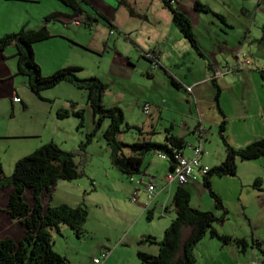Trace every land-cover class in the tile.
Masks as SVG:
<instances>
[{
    "label": "crops",
    "instance_id": "0c3cea01",
    "mask_svg": "<svg viewBox=\"0 0 264 264\" xmlns=\"http://www.w3.org/2000/svg\"><path fill=\"white\" fill-rule=\"evenodd\" d=\"M171 1L188 18L197 49L175 25L162 0H77L82 14L96 18L89 21V25L81 20L76 22L77 19H44L52 11L70 12L60 0H0V35L21 27L33 29L45 23L50 35L34 42V56L39 45L42 48L51 45L53 37L66 38L64 32L70 28H73L71 37L72 34L86 35L85 47L92 46L97 50L102 43L105 64L97 75L106 83L102 102L121 108L124 120L130 128L136 129V133L132 132L133 140L141 136L151 140L148 134H155L159 139L154 135L152 140L162 142L167 128L183 139L180 150L185 156H190L193 145L199 143V162L211 167L225 154L223 143L217 140L220 139L218 125L221 121L223 134L233 148L264 136V0H212L214 6L206 0H198L208 7L206 10H196L193 0ZM31 18L34 20L32 24ZM97 23H101V30L97 28L102 32L101 41L94 39L92 34ZM109 29L113 31L109 32ZM236 47L239 55L235 53ZM145 50L154 52L157 66H151L150 60L144 56ZM242 53L250 59L248 68L207 78L214 63L217 66L235 65ZM15 63L14 45L9 43L0 50V163L5 160L10 170L17 158L46 141H53L43 136L36 120L10 119L16 110L27 107L12 77L21 74L14 72ZM22 81L26 83V77ZM60 82L70 83H57ZM185 85H190L189 92ZM111 89L112 93L108 95ZM135 89L136 93H133ZM42 96L46 100L51 98L48 94ZM144 102H148L146 111L143 110ZM50 106L48 103L49 111ZM61 109L59 105L55 107L56 117L60 118L56 111ZM67 110V115H73L70 109ZM10 138L18 141L11 144L6 140ZM99 145L98 151L90 150V155L85 151L84 155L78 156L77 161L82 167H77L78 177L56 180L47 194H39V200L43 205L62 202L75 205L80 204L87 194L88 215L84 230L105 235L106 241H102L109 250L100 264H139L136 250L157 252V240L174 216L172 195L179 184L175 179L166 180L170 161L159 156L157 151H154L156 156L147 157L145 166L137 175H126L112 165L107 144ZM235 161L234 174H212L210 184L226 212L229 210L225 205L227 197L239 206L237 226L253 229L249 247L246 242L240 249L234 242H222L206 233L193 247L194 264H248L255 259L264 264V250L260 249L263 246L255 247L251 243L252 238L264 240L260 233L263 227L260 225L264 222V154L250 159L236 158ZM94 173L97 177H107V186L101 193L82 194L83 179L88 181L87 188L94 189L93 183L88 184ZM195 177L189 176L183 184L189 193V204L219 214L220 209L214 207L212 201H205L202 204L205 207L191 201L189 190L197 181ZM146 182H152L155 187L149 202ZM10 190V184L0 187V236L18 239L23 226L6 211ZM24 197L29 202L32 200L29 189L25 190ZM224 222L213 226L219 233L242 237L246 241L245 233L236 227L224 229ZM254 224H257V231ZM145 235H151L153 239H145Z\"/></svg>",
    "mask_w": 264,
    "mask_h": 264
},
{
    "label": "trees",
    "instance_id": "16d2710c",
    "mask_svg": "<svg viewBox=\"0 0 264 264\" xmlns=\"http://www.w3.org/2000/svg\"><path fill=\"white\" fill-rule=\"evenodd\" d=\"M60 1L69 7L70 12L52 11L46 14L44 19L53 18L62 21L77 19L86 25H89V21L96 19L89 14H82L77 0ZM162 2L169 9L173 22L183 36L197 49L188 18L171 0H162ZM193 7L196 10L208 9L198 0H193ZM85 19H88V22ZM49 35L50 31L45 23L33 29L21 27L17 31L0 35V50L9 43L14 45L16 57L14 72L25 75L28 88L36 94L59 81H68L86 90V102L90 108L93 126L85 133V140L81 142L80 147L90 139L102 120L107 118V124L101 130V135L109 147L110 161L117 170L126 175L138 173L143 154L150 149L168 154L171 168L172 148L180 149L184 145L183 139L167 128L165 140L162 142L143 136L130 142L119 139L117 134L131 126L124 120L118 105L105 106L101 102L106 83L99 77L78 76L76 71L80 67L77 65L60 66L49 73H41L34 58L32 44ZM69 112L81 118L80 108L71 109ZM67 113V109L56 111L60 117ZM218 132L225 154L221 161L208 167V170L202 174V182L208 189L214 207L219 208L220 213L215 214L210 209L191 206L188 202V190L183 184H179L172 195L174 216L165 227L161 238L157 240L158 250L155 253L136 250L139 264H194L193 247L206 233L222 242H234L240 249L246 243L242 237L219 233L214 228V223H221L224 220L226 209L211 188L210 176L234 174L236 158L250 159L264 154V136L257 137L242 147L233 148L224 137L223 121L218 125ZM125 146L130 148L128 153L123 151ZM73 155V151L62 149L53 141H46L31 152L17 158L9 176L4 175L0 163V187L6 184L11 185L6 211L23 226V233L18 239L0 236V264H69L64 255L52 249L51 232L58 231L61 224H67L76 234L81 233L82 223L87 215L86 208L83 204L70 205L64 202L43 205L39 200V194H47L57 179L69 180L79 176ZM26 189L32 193L30 202L24 197ZM144 238L153 239L151 235H145ZM251 243L255 247L263 246L260 249L264 250V240L252 238Z\"/></svg>",
    "mask_w": 264,
    "mask_h": 264
},
{
    "label": "rangeland",
    "instance_id": "374dc122",
    "mask_svg": "<svg viewBox=\"0 0 264 264\" xmlns=\"http://www.w3.org/2000/svg\"><path fill=\"white\" fill-rule=\"evenodd\" d=\"M206 1H208L209 5L214 6V2L212 0H206ZM33 21H34L33 18H31L30 23L32 24ZM100 26L101 23H97L96 28L92 30V34H94L95 36L94 39L100 40L102 37L101 36L102 32L97 31V28L101 30ZM70 30H73V28L65 30L64 33L66 38L64 39H61L59 37H53L51 39L52 41L51 45H47L46 47L43 48L42 45H39L40 49L37 52V54H35L34 58L36 62L39 64L41 73L45 74L51 71L52 69H55L56 67L73 64L81 67V69L76 71V73L80 77H86L89 75L97 76L101 70V67L105 64V61H103L104 58L102 57L104 50L102 43H100L101 46L97 50H94L92 46L85 47L83 46V44L87 43V41H85L86 35L77 34L76 36H73L72 34V37H74L72 38L70 36L71 35ZM33 44H32V48H33ZM38 44H42V43H38ZM38 44H36V46ZM33 52H34V48H33ZM104 54L106 53L104 52ZM241 56L242 58H246L248 60V63L245 66V68H248L250 64L249 57L243 55V53L241 54ZM12 77L15 78V84H17V90L23 95L27 107H25L24 109L16 110L15 113H13V115L10 117V119L36 120L38 123L37 127L42 132L43 136H45V138L52 139L53 142L56 143L62 149L73 151L74 153L73 158L77 163L76 165L78 169L82 168L79 162L77 161L78 156L84 155L85 151H88L87 155H90L89 153L90 150L94 152L98 151L100 149L99 144H102L103 146L106 145V142L101 135V130L105 127L108 121L107 118H104L100 126L98 127V129H96V131L90 137V139H88V141L84 143L82 147H80L81 142L85 140V133L90 131L93 126V123L91 122L90 108L86 104V90L84 88L77 86L75 87L70 83L60 82L54 85L53 87L41 90L39 95H35L28 89V87H26V83L22 81L23 78L25 77L24 75L16 74ZM111 93H112V89L107 94L109 95ZM133 93H136V89L135 92ZM47 94L51 97L50 100H46L42 96ZM101 102H102V98H101ZM48 103L51 104L50 111L48 109ZM44 104H47V106L43 107L42 105ZM58 105L61 106L62 109L67 108L71 110V108H77V109L80 108L82 111L81 118L74 114L73 115L68 114L67 116L60 118L56 117L54 109ZM105 106H109V105H105ZM2 117L5 118L4 115ZM132 132L136 133V129L133 127L119 132L117 134V137L123 141L130 142L134 139L132 136ZM159 134H161V132H159ZM154 135L148 134V136L151 137V140L153 139ZM224 137L227 141L225 135ZM156 139L159 138L157 137ZM6 140H9L11 144H15L18 141L17 139H12V138ZM217 140L220 143H222L221 138L220 139L218 138ZM129 150H130L129 147L126 146L123 147L124 152L128 153ZM150 156L151 157L156 156V153L152 149L144 152L140 168L145 166L146 159L147 157ZM1 161H2L1 163L2 169L3 171H5L4 175L9 176L11 172L10 170L11 168H8V164L5 160H1ZM91 165L92 164H90L89 166ZM137 174L138 173H134L133 175H137ZM93 175L94 176L91 177V180H89L88 184L93 183L94 189L87 188L86 182L88 181H86V179H83L85 182V186L81 190L82 194H85V192H88V194L101 193L100 191L105 189L104 187L107 186V180H108L107 177H104L103 175L100 174H99L100 176L97 177V174L95 176V173ZM192 175L197 176L195 177L197 181L191 186L189 190L191 201L194 203V205H198L200 207L201 206L205 207L203 206L205 201L208 202L212 201L213 203V200L208 192L207 187L202 182V174H200L198 171H193L190 174V176ZM211 188L213 191H215L212 185ZM86 195L87 194L83 196L82 202L80 203L83 204L85 208H86V201H85ZM225 205L228 207L229 210H227V212L225 213L226 217L228 216V218L224 219L225 221L224 229H227V227L230 228L236 227L240 229L239 231L245 233L246 242H247L246 245L249 247L250 232L253 231V229L247 228L248 226H242V225L237 226L240 220L239 219L240 217L237 215V211H238L237 209L239 208V206H237L233 201H231L230 197L226 198ZM86 211L88 215V210L86 209ZM83 224L84 222L82 223V231L79 234H76L74 230L71 227H69L67 224H61L59 226L58 231L51 232L52 249L64 255L68 260L69 264H92L93 262H91V259L93 256L99 255L101 251L99 249L103 247L104 249L102 250H106L104 246H107V244L104 241H102V240L106 241V238L104 237L105 235L97 232L96 233L86 232L84 230ZM253 226L257 231V224H254ZM260 226H263L260 228L261 231L260 233L264 235V222ZM213 240L218 241L217 239H213Z\"/></svg>",
    "mask_w": 264,
    "mask_h": 264
},
{
    "label": "built area",
    "instance_id": "2783aa9c",
    "mask_svg": "<svg viewBox=\"0 0 264 264\" xmlns=\"http://www.w3.org/2000/svg\"><path fill=\"white\" fill-rule=\"evenodd\" d=\"M78 22V20H75ZM112 29H109V32H112ZM236 55H239V49L236 47L234 48ZM144 56L150 60L151 66H157V58L154 52L150 50H145ZM248 60L246 58H240L235 65L224 64L222 66H217L215 63L212 65L211 74L207 76L208 79H212L218 75H222L225 73H231L235 70L245 68ZM186 91H190V85L184 86ZM148 108V102H144L143 110L146 111ZM199 130L201 131L202 128L199 126ZM200 145L195 144L192 147V154L190 156H185L182 154L180 149L172 148L171 151V168L170 171L165 175L167 181L171 179H175L178 184H184L187 182L188 177L193 171H198L200 174H204L208 167L205 165L200 164L198 155L200 153ZM159 156L163 158H169V155L163 151H157ZM154 185L152 182L145 183V190H146V197L148 202L151 200L154 194ZM109 254V250H101L99 255L92 257L93 264H100ZM248 264H263L262 261L257 259L248 261Z\"/></svg>",
    "mask_w": 264,
    "mask_h": 264
}]
</instances>
